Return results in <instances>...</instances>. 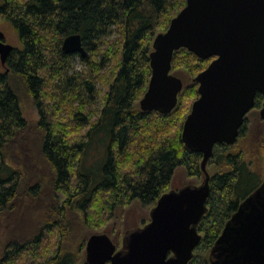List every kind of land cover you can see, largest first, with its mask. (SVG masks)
<instances>
[{
	"label": "trees",
	"instance_id": "16d2710c",
	"mask_svg": "<svg viewBox=\"0 0 264 264\" xmlns=\"http://www.w3.org/2000/svg\"><path fill=\"white\" fill-rule=\"evenodd\" d=\"M186 3L0 0V24H10L22 41L4 68L0 64V213L13 208L19 194L28 199L26 204L20 202L21 209L30 201H42L35 186H29L28 193L20 189L21 170L13 147L29 126L14 85L20 80L41 114L38 125L43 136L36 157L42 174L48 170L54 190L46 222L32 239L10 242L5 261L78 264L82 257L60 242L65 233H75L71 226L65 228L71 225L66 223L69 212L79 213L91 229L105 228L118 209L135 201L155 205L169 191L178 168L184 167L191 177L203 176V154L189 150L182 139L185 120L199 97L198 83H185L170 113L143 111L139 104L152 74L154 39L168 29ZM73 33L81 34L86 57L62 51L64 38ZM75 55H80L81 69L73 65ZM211 61L181 48L174 53L172 72L182 69L195 78ZM48 77H52L50 86L60 91L57 96L67 97L59 102V112L67 111L60 119L48 117L42 98L53 94V90H44ZM262 103L263 96L258 93L255 108ZM246 123L247 118L240 136L247 131ZM27 159L31 164L28 155ZM210 165L214 168L208 170V211L198 226L203 237L189 264H210V250L226 222L264 176L260 166H254L244 150L234 145L216 144ZM53 231L59 240L49 255L43 245L49 248L53 244L48 242Z\"/></svg>",
	"mask_w": 264,
	"mask_h": 264
},
{
	"label": "water",
	"instance_id": "95a60500",
	"mask_svg": "<svg viewBox=\"0 0 264 264\" xmlns=\"http://www.w3.org/2000/svg\"><path fill=\"white\" fill-rule=\"evenodd\" d=\"M181 48L212 58L194 78L199 97L182 132L185 146L203 154L204 180L163 193L150 221L126 230L120 248L108 233L91 234L86 242L87 264H189L203 237L198 226L208 211L211 174L207 167L215 145L237 142L258 93L263 96L260 115L264 119V0H187L168 29L154 39L152 74L139 102L143 111L167 114L176 108L185 83L172 72V62ZM14 49L0 28L3 65ZM62 51L87 56L79 33L64 38ZM209 262L264 264V176L226 222Z\"/></svg>",
	"mask_w": 264,
	"mask_h": 264
},
{
	"label": "rangeland",
	"instance_id": "374dc122",
	"mask_svg": "<svg viewBox=\"0 0 264 264\" xmlns=\"http://www.w3.org/2000/svg\"><path fill=\"white\" fill-rule=\"evenodd\" d=\"M1 21L2 20L0 19V22ZM0 28L5 31L7 42L13 44L15 48L22 47L20 37L10 24L7 22L3 25L0 24ZM73 65H75L76 69H81L83 67L80 55H75L73 57ZM74 72V70H71V73ZM173 73L180 76L186 84H189L194 80V77L189 78L182 69H174ZM47 79L48 84L47 86L44 85V90H46L45 92L53 90V94H46L42 97L45 102L44 104L46 105V111L48 117L50 116L60 119L64 115H67V111L62 110L59 112V102L61 98L65 101L67 97H63L60 94L58 97L57 94L60 93V91H58L59 89L56 90V88H54V91L53 87L50 86V80H52V77H48ZM14 85L19 96L22 114L29 125L26 132L20 135V139L16 141L13 147L17 158L16 163L21 170L20 189L27 192L29 186H35L34 189L39 190L37 196L40 199L38 200L42 201L37 202V204L35 201H30L27 205L28 207H22L21 209L20 202L24 201L26 204L28 199L22 198L23 196H20L19 194V196H17L16 205L13 208L11 207L0 213V264H10V262L5 261L7 245L10 242L14 240H30L38 233L39 227L46 222L45 216L48 214V209H50L49 207L51 206L50 202L54 198V190L51 188L53 185L48 178L49 172L45 169V173L42 174V165H39L40 160L36 157V151L38 150V146L43 136V131L38 125V122L41 119V114L37 107V102L34 100L31 93L28 92L27 87L21 83V80ZM262 104L258 108H253L247 114V131L244 136H239V139L234 146L236 149H243L249 161H251L254 166H260L264 172V119L260 115ZM27 155L31 164L28 163ZM207 168L209 171H213L214 166L210 165ZM204 177V172L202 177H191L187 174L184 167H180L175 171L169 190L180 188L189 183L199 184L204 180ZM153 207L154 205H143L140 201H135L125 209H118L115 217L110 223L105 228L100 229L89 228L79 213L75 214L69 212V217L66 223L68 225L71 223V225L65 228H70L71 226V229L74 230L75 233H72L71 235L65 233L62 239H60V242L64 243V246L68 249H74V251L82 257V261L78 264H85L86 242L91 234L108 233L118 245V248H120L126 230L141 227L148 223L151 219L150 212ZM51 234H53V239L48 240V242L51 241L53 244H51L49 248L46 243L43 245V249H48L49 255L50 248L54 246V242L58 243L59 240V234L56 235V232L54 231L51 232Z\"/></svg>",
	"mask_w": 264,
	"mask_h": 264
},
{
	"label": "flooded vegetation",
	"instance_id": "af4514ba",
	"mask_svg": "<svg viewBox=\"0 0 264 264\" xmlns=\"http://www.w3.org/2000/svg\"><path fill=\"white\" fill-rule=\"evenodd\" d=\"M2 64V63H1ZM2 66H3V64H2ZM238 141V140H237ZM231 146V145H230Z\"/></svg>",
	"mask_w": 264,
	"mask_h": 264
}]
</instances>
